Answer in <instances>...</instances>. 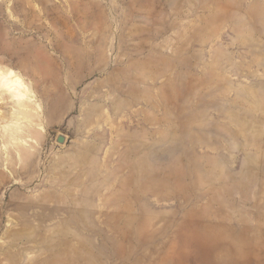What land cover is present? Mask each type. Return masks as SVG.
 Instances as JSON below:
<instances>
[{
  "label": "rangeland",
  "instance_id": "374dc122",
  "mask_svg": "<svg viewBox=\"0 0 264 264\" xmlns=\"http://www.w3.org/2000/svg\"><path fill=\"white\" fill-rule=\"evenodd\" d=\"M1 74L0 264H264V0H0Z\"/></svg>",
  "mask_w": 264,
  "mask_h": 264
},
{
  "label": "bare ground",
  "instance_id": "6f19581e",
  "mask_svg": "<svg viewBox=\"0 0 264 264\" xmlns=\"http://www.w3.org/2000/svg\"><path fill=\"white\" fill-rule=\"evenodd\" d=\"M20 78L16 75H0V97L5 93H10L13 97L19 98L21 89L19 87Z\"/></svg>",
  "mask_w": 264,
  "mask_h": 264
},
{
  "label": "water",
  "instance_id": "95a60500",
  "mask_svg": "<svg viewBox=\"0 0 264 264\" xmlns=\"http://www.w3.org/2000/svg\"><path fill=\"white\" fill-rule=\"evenodd\" d=\"M60 141H63V137H60V139H59Z\"/></svg>",
  "mask_w": 264,
  "mask_h": 264
}]
</instances>
